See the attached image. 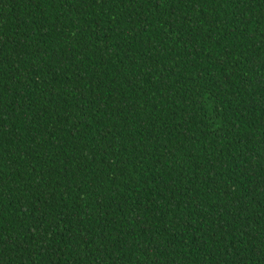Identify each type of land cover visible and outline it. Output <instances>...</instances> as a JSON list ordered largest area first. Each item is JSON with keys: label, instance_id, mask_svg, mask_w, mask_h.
Listing matches in <instances>:
<instances>
[{"label": "trees", "instance_id": "obj_1", "mask_svg": "<svg viewBox=\"0 0 264 264\" xmlns=\"http://www.w3.org/2000/svg\"><path fill=\"white\" fill-rule=\"evenodd\" d=\"M0 264H264V0H0Z\"/></svg>", "mask_w": 264, "mask_h": 264}]
</instances>
